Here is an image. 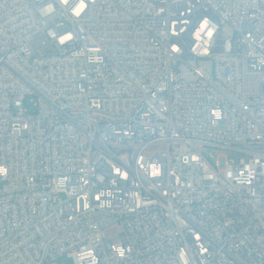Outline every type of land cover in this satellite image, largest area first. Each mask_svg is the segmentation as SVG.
<instances>
[{
  "label": "built area",
  "instance_id": "1",
  "mask_svg": "<svg viewBox=\"0 0 264 264\" xmlns=\"http://www.w3.org/2000/svg\"><path fill=\"white\" fill-rule=\"evenodd\" d=\"M63 256L264 264V0H0V264Z\"/></svg>",
  "mask_w": 264,
  "mask_h": 264
},
{
  "label": "rangeland",
  "instance_id": "2",
  "mask_svg": "<svg viewBox=\"0 0 264 264\" xmlns=\"http://www.w3.org/2000/svg\"><path fill=\"white\" fill-rule=\"evenodd\" d=\"M26 105L29 109H32V105L30 104V102L28 100L26 102ZM206 154L207 155H213L214 156L213 161L215 160V158H217L218 156H222V155L227 156L229 159H234L237 162L241 158H248V156L245 154L235 153V152L223 150V149L208 148V149H206ZM108 233H109V237L111 238L112 241L116 242L119 240L120 230L118 228L111 229ZM55 264H74V261H73V259H71L67 256H63V257L57 259L55 261Z\"/></svg>",
  "mask_w": 264,
  "mask_h": 264
}]
</instances>
